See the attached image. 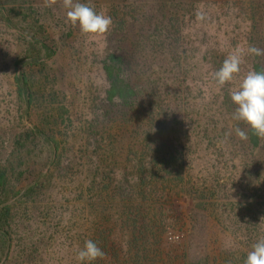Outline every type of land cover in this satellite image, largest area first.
Masks as SVG:
<instances>
[{"label": "rangeland", "instance_id": "obj_1", "mask_svg": "<svg viewBox=\"0 0 264 264\" xmlns=\"http://www.w3.org/2000/svg\"><path fill=\"white\" fill-rule=\"evenodd\" d=\"M74 2L107 9L112 27L82 34L63 0H0V167L12 187L0 264H89L76 259L88 240L105 253L91 264H244L264 237V140L236 136L247 127L229 90L259 60L246 56L222 89L213 73L234 49L264 48V0ZM39 47L35 115L15 79ZM109 52L138 80L134 108L107 96ZM47 114L59 120V163L24 145Z\"/></svg>", "mask_w": 264, "mask_h": 264}, {"label": "clouds", "instance_id": "obj_2", "mask_svg": "<svg viewBox=\"0 0 264 264\" xmlns=\"http://www.w3.org/2000/svg\"><path fill=\"white\" fill-rule=\"evenodd\" d=\"M56 0H46V6L52 7ZM67 9L66 22L78 27L80 32L88 36L104 35L113 25V20L107 14V9L97 12L93 7L74 0H63ZM264 56V48L249 45L246 49L237 48L224 59L222 66L213 73L215 84L222 89L241 75L242 65L246 56ZM234 106L232 119L242 122L258 138L264 139V70H248L240 82L229 90ZM235 134L241 140L248 138L247 133L239 127ZM105 256L104 251L92 240L85 242L84 247L76 256L79 262H91ZM244 264H264V237L251 246Z\"/></svg>", "mask_w": 264, "mask_h": 264}, {"label": "trees", "instance_id": "obj_3", "mask_svg": "<svg viewBox=\"0 0 264 264\" xmlns=\"http://www.w3.org/2000/svg\"><path fill=\"white\" fill-rule=\"evenodd\" d=\"M30 34L31 35H24L25 37L31 39L29 44L37 40L36 34L34 32H31ZM33 51L34 47H32V52ZM40 52H42V49L39 47V50L36 52V54L29 53L26 59H24L22 67L18 69L15 79L18 94L25 103L28 114L30 111L35 112L36 108L37 93L34 88L35 79L31 76V70L43 63L44 59L39 58ZM260 57L261 56L257 57L259 61L251 63V70H264V59H260ZM102 68L108 83L107 96L109 100H116L121 103L122 106L134 108L139 96L141 95V87L139 83H137L138 80L133 79L129 73L123 54L109 52L102 62ZM50 116L51 115L47 114L44 119L40 116V122L38 124L33 123L29 127L24 139V145H26L25 148L27 149L26 151L28 156L35 152L36 154L39 153V157L46 158L44 161H46L47 164H53L56 159L58 163L62 162L59 157L56 158L62 149L61 143L57 139V135L59 133L57 125H59V120L57 119L56 121L50 122ZM61 116L62 112L56 115L57 118H61ZM247 136L251 147L256 149L260 147L262 141L264 140L255 136L248 128ZM9 174L10 170L7 168L6 164L0 167V190L2 193V195H0V200L3 198V196L9 195V192L4 193V190H12ZM4 216L5 215H2L3 218H5ZM0 232H3L2 228H0Z\"/></svg>", "mask_w": 264, "mask_h": 264}]
</instances>
